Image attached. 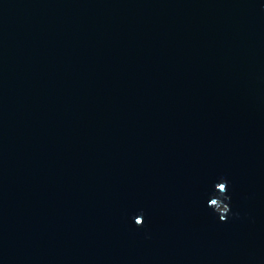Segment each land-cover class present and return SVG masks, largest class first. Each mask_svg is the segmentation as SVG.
I'll return each instance as SVG.
<instances>
[{"label":"water","instance_id":"1","mask_svg":"<svg viewBox=\"0 0 264 264\" xmlns=\"http://www.w3.org/2000/svg\"><path fill=\"white\" fill-rule=\"evenodd\" d=\"M0 264H264V0H0Z\"/></svg>","mask_w":264,"mask_h":264},{"label":"clouds","instance_id":"2","mask_svg":"<svg viewBox=\"0 0 264 264\" xmlns=\"http://www.w3.org/2000/svg\"><path fill=\"white\" fill-rule=\"evenodd\" d=\"M218 201H222V206L218 205ZM231 197L228 195V182L221 179L214 185V195L210 198L208 207L213 210V213L219 217L221 222H226L227 218L232 214L230 208ZM137 227L143 226L142 219H135Z\"/></svg>","mask_w":264,"mask_h":264}]
</instances>
